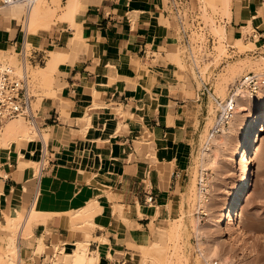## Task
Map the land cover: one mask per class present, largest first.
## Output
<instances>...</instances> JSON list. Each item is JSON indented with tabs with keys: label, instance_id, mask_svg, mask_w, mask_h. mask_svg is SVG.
Listing matches in <instances>:
<instances>
[{
	"label": "crops",
	"instance_id": "1",
	"mask_svg": "<svg viewBox=\"0 0 264 264\" xmlns=\"http://www.w3.org/2000/svg\"><path fill=\"white\" fill-rule=\"evenodd\" d=\"M68 1L33 40L31 54L44 56L45 66L51 51L66 57L53 73L55 96L36 112L40 142L34 135L0 147V248L6 252L11 244L1 225L21 215L17 263L56 264L47 249L87 236L68 212L97 200L91 253H98V264H132L140 246L181 218L191 156L207 130L211 100L173 61L167 24L173 0H78L73 23L60 20ZM227 3L229 39L246 37L263 47L264 0ZM1 4L0 45L20 55L27 27ZM34 206L42 214L25 227Z\"/></svg>",
	"mask_w": 264,
	"mask_h": 264
},
{
	"label": "rangeland",
	"instance_id": "2",
	"mask_svg": "<svg viewBox=\"0 0 264 264\" xmlns=\"http://www.w3.org/2000/svg\"><path fill=\"white\" fill-rule=\"evenodd\" d=\"M168 1L165 0V3ZM39 2H43L44 6L52 11L50 28V24L56 21L55 15L62 10V0H39L35 5L37 6ZM35 5L32 12L36 8ZM2 6H4L3 1ZM221 6L223 5L210 0H173V10L170 12V22L167 20V24L173 30V35H171L174 40L173 61L179 66L182 75H185L186 81L190 83V78L193 77L201 87L202 79L212 86L216 95L225 98L229 93L230 85L243 75L248 72L261 73L264 71V58L262 59L264 46L262 47L260 42L251 43L246 37L233 42L227 34L218 33L217 28L226 30L227 12L224 11V6ZM7 8L14 9L13 14L17 13L16 18L21 16L19 23L23 24L26 30L28 20L26 5L18 4ZM28 12L30 15V11ZM60 18L64 20L63 16ZM40 25H37L35 35L40 31H47L44 19L40 20ZM247 32L250 33L251 29ZM32 49L33 41L27 44L23 54L31 55ZM0 50V63H9L19 68L21 73V55L1 45ZM44 66L45 63L32 65L27 59L30 86L36 99L33 105L35 111L41 108L45 99L55 96L52 92L53 85L47 83L46 75L40 69ZM186 73H190L191 77ZM216 112L217 107L211 101L209 108L211 117L207 130L197 142L191 156L190 180L184 194L181 218L170 222L167 228L159 232V234L162 231L170 234H167L158 244H156L157 238H154L150 244L140 246L138 255L135 256L132 264H207L201 256L202 248L209 249L208 251L216 250L214 254L216 256L212 255V258L208 260L211 264L215 261L220 264H264V132L261 140L253 146V170L247 195L248 202L240 217L244 231H239L235 226H228L226 222V233L219 234L218 223L222 217L221 209L235 196V183L241 172V166L231 160L234 147L230 126L225 128L226 130L222 131L220 136L209 137V127L216 120ZM248 115L250 113L245 114L244 117ZM19 120L31 125L25 119L19 118ZM238 124L239 122L234 124L235 129L238 128ZM34 133L31 136L35 135L36 141L40 142V135L38 137ZM207 146L211 147L213 158L211 157V163L206 165L203 163L202 153ZM35 161L36 164L33 167L36 172L40 168L41 158ZM203 186L206 187L205 190L202 189ZM175 224L178 225L177 231L171 234L169 230ZM197 227L201 229L200 236H198ZM82 228L80 230L89 231L91 234L94 229L90 224H85ZM229 230L235 235L233 241L227 234ZM17 231L19 235L21 227ZM10 242L6 252L0 248V264L13 263L11 261L12 250H10L12 241ZM56 245L63 249L58 254L54 250L52 252L51 249H47L45 253L48 255V261L54 255L56 264H69V258L63 259L64 253L71 247H77L76 244L73 246L55 244L54 246ZM82 246L87 247L89 251V245L83 243ZM43 248V245L40 246L38 252L42 253ZM3 256H5L4 260ZM14 260L17 263V260Z\"/></svg>",
	"mask_w": 264,
	"mask_h": 264
},
{
	"label": "bare ground",
	"instance_id": "3",
	"mask_svg": "<svg viewBox=\"0 0 264 264\" xmlns=\"http://www.w3.org/2000/svg\"><path fill=\"white\" fill-rule=\"evenodd\" d=\"M38 1L39 0H36L34 4L28 10L30 11V15L28 16V20H27V41L28 42L26 43V47H27V44H31V42L34 40V35L37 31L36 28L38 24L40 25V20L44 19L45 25L47 28L46 30H48L49 22L51 20V17L53 16L52 11H50L51 9L46 8L47 6H44L43 2H39V4L36 6L35 3ZM68 2H69L68 6L66 10L64 11L65 13L62 16L64 20H70L73 23L75 7L78 4V0H69ZM223 2H225L224 11L227 12V15H228V12H230L228 11V5L230 3H227L228 0H223ZM15 5H18V4H15ZM15 5H12V6H15ZM34 5L36 6V8L32 12L31 10H33ZM12 6L4 5V7H12ZM12 15L15 17L17 16V13L12 14ZM217 31L218 33L219 32L226 33V30L222 28L221 29L217 28ZM75 36L76 38L80 37L78 32H76ZM240 43L241 42H239V44ZM26 47H25V51H26ZM1 55H2V52H1ZM50 55H51V59L47 62V65L45 67H40V69L43 70V72L45 73L47 83L52 85L53 73L57 69L59 63L65 61L66 57L63 54V52L59 50L52 51ZM24 58L26 59L25 61L27 62V59H28L27 56H25ZM263 58L264 57H262V59ZM257 66H259V64ZM234 98H236L235 99L236 100L235 113H234V118L230 124V127H231L230 129H231V132L233 133L232 140H233V147H234V150L231 155V158H232L231 160L236 165L240 164L241 172L238 178L236 179L235 196L231 198L229 202L225 203L221 209L222 217L218 223V229H219V234H222V235L226 233L225 231L226 222L228 226H235L237 227V229H239V231L241 232L244 231L241 225L240 217L242 215V212L245 210L247 202H248L247 195L249 192V183H250L251 174L253 170V146L255 143L261 140L262 134L264 132V89L260 91L257 95L252 96V97L246 95L243 91H236L234 94ZM253 107L255 108L254 111H252ZM247 113H250V115H248L247 117H244L245 114ZM87 120L89 121V125H90L91 124L90 118L87 117ZM24 122L19 119L18 121L12 120V121L7 122L3 126V128H0V147L2 146L9 147L13 142H16L19 140L32 141L33 138L31 134H33L34 131H35L34 134L39 133L37 126L36 124L27 125ZM237 122H239L238 128L235 129L234 124ZM225 130L226 129L224 128L222 131H225ZM211 151H212L211 147L207 146L202 153V160H203V163L206 165L210 164L212 161ZM202 189L205 190L206 187L203 186ZM100 210H101V207L98 201L90 200L85 207H81L78 210L68 212V214L70 215L68 216L71 217L72 222H73L72 225L74 226V228L80 230V228L84 227L85 224H90V226L95 225L93 221V217L95 214H98ZM39 214H42V212H39L37 210V207L34 206L32 208V213H31L30 218H28V221H26V224L28 223V225L25 224V227H29L30 221L34 217L38 216ZM17 217L18 218L7 217L6 218L7 223L1 225L3 234L4 232L5 233L7 232L8 236L10 237V240L12 241L10 250H12L11 257L13 258L11 259V261L15 264H18L14 262L15 261L14 259H16V257L18 256L17 255V245H16V242L18 239L17 229L19 227L22 228V225L25 223V218H23L21 215ZM177 226L175 224V226H173L169 230L171 231V234L172 233L174 234L177 231L176 230L178 228ZM26 229L27 230L25 231L29 233L30 230L28 228ZM196 230L198 232V236H200L202 234L200 231L201 230L200 227H197ZM86 234L87 236L85 240L77 241L76 243L77 247H71L69 250H67L64 253L63 259L66 260L69 258V264H98V253L97 252L91 253L90 249L88 251L87 247L83 248L82 246L83 243H86L87 245H89L91 242V239H96L95 237L92 236V234L89 231ZM167 234L169 235L170 233H166L162 231V233L158 234L156 244H158L160 240H163L167 236ZM227 234L229 235V239L233 241V238L235 235L231 232V230H229ZM43 247L44 248L42 249V253H44L46 249L45 244L43 245ZM62 249H63L62 247L60 248V246L57 247L56 245L54 246L53 250L55 251V253L58 254L59 252L62 251ZM208 250L202 248L201 256L205 259V261H207V264H211L208 262V260L212 258L211 256L216 253L215 252L216 250L214 251L212 249H210L212 251H208ZM244 250L246 249L244 248ZM17 260H18V257H17Z\"/></svg>",
	"mask_w": 264,
	"mask_h": 264
},
{
	"label": "built area",
	"instance_id": "4",
	"mask_svg": "<svg viewBox=\"0 0 264 264\" xmlns=\"http://www.w3.org/2000/svg\"><path fill=\"white\" fill-rule=\"evenodd\" d=\"M5 6L15 4H24L27 10L34 4L36 0H2ZM21 55L22 72L19 68L11 66L9 63H4L0 66V128L12 120L19 118L27 120L30 124L37 123V111L34 110L35 96L32 93L30 86V77L27 70V62L23 54ZM29 61L34 64H44L45 58L41 56L34 58L33 55L27 56ZM202 95L211 100L217 107L216 120L209 129L211 138L219 135L224 128L230 126L235 113L236 91H243L248 96H255L264 89V71L261 73L248 72L239 80L235 81L229 87V93L225 98L215 94L212 86L201 79ZM154 195L150 194L146 197V202L154 203ZM55 258V256H52ZM214 264H220L215 261Z\"/></svg>",
	"mask_w": 264,
	"mask_h": 264
}]
</instances>
